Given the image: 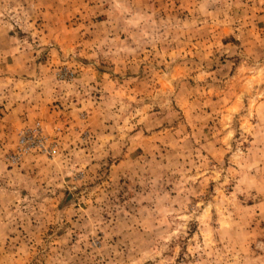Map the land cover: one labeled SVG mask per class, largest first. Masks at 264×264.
Instances as JSON below:
<instances>
[{"label":"rangeland","instance_id":"obj_1","mask_svg":"<svg viewBox=\"0 0 264 264\" xmlns=\"http://www.w3.org/2000/svg\"><path fill=\"white\" fill-rule=\"evenodd\" d=\"M0 264H264V0H0Z\"/></svg>","mask_w":264,"mask_h":264},{"label":"built area","instance_id":"obj_2","mask_svg":"<svg viewBox=\"0 0 264 264\" xmlns=\"http://www.w3.org/2000/svg\"><path fill=\"white\" fill-rule=\"evenodd\" d=\"M39 134L31 133L27 135H23L20 139V146L22 152L26 153L30 151L32 148H34L35 140L38 139Z\"/></svg>","mask_w":264,"mask_h":264}]
</instances>
